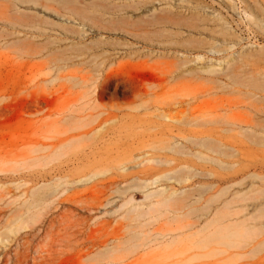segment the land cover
<instances>
[{
  "label": "rangeland",
  "instance_id": "obj_1",
  "mask_svg": "<svg viewBox=\"0 0 264 264\" xmlns=\"http://www.w3.org/2000/svg\"><path fill=\"white\" fill-rule=\"evenodd\" d=\"M0 264H264V0H0Z\"/></svg>",
  "mask_w": 264,
  "mask_h": 264
}]
</instances>
